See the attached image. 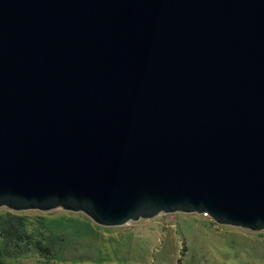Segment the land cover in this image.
Listing matches in <instances>:
<instances>
[{"label": "water", "instance_id": "water-1", "mask_svg": "<svg viewBox=\"0 0 264 264\" xmlns=\"http://www.w3.org/2000/svg\"><path fill=\"white\" fill-rule=\"evenodd\" d=\"M0 208L264 231V0H0Z\"/></svg>", "mask_w": 264, "mask_h": 264}, {"label": "rangeland", "instance_id": "rangeland-1", "mask_svg": "<svg viewBox=\"0 0 264 264\" xmlns=\"http://www.w3.org/2000/svg\"><path fill=\"white\" fill-rule=\"evenodd\" d=\"M16 213L43 218L59 227H70L72 221L67 215L70 212L60 208ZM224 227L218 228L210 218L196 214H160L120 227L99 226L94 230L98 237L86 234L73 239L65 255L70 262L76 259L75 264H264V249L258 244L264 239V231ZM239 242L245 246L231 251ZM34 263V259L24 258L19 264Z\"/></svg>", "mask_w": 264, "mask_h": 264}, {"label": "trees", "instance_id": "trees-1", "mask_svg": "<svg viewBox=\"0 0 264 264\" xmlns=\"http://www.w3.org/2000/svg\"><path fill=\"white\" fill-rule=\"evenodd\" d=\"M67 215L72 218L70 227L64 224L59 227L43 218L0 210V264H19L24 258L34 259V264H68L70 259L67 260L65 252L70 251L68 245L71 241L86 234L98 237L99 233L94 230L99 226L81 213ZM214 225L225 228L216 223ZM69 230L73 233H69ZM255 241L250 240L254 244L257 243ZM258 244L264 249V239ZM238 246L237 249L232 247L231 251L236 252L241 248L240 242ZM74 262L76 259H71L69 264Z\"/></svg>", "mask_w": 264, "mask_h": 264}, {"label": "built area", "instance_id": "built-area-1", "mask_svg": "<svg viewBox=\"0 0 264 264\" xmlns=\"http://www.w3.org/2000/svg\"><path fill=\"white\" fill-rule=\"evenodd\" d=\"M202 216L203 217H208V215L206 213H203Z\"/></svg>", "mask_w": 264, "mask_h": 264}]
</instances>
